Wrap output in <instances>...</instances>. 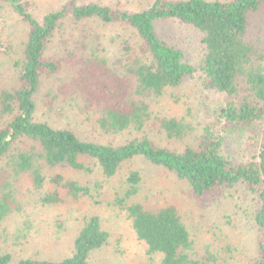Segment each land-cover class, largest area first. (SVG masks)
Instances as JSON below:
<instances>
[{"label":"trees","instance_id":"obj_1","mask_svg":"<svg viewBox=\"0 0 264 264\" xmlns=\"http://www.w3.org/2000/svg\"><path fill=\"white\" fill-rule=\"evenodd\" d=\"M3 1L26 26V40L18 87L0 92V117L6 118L0 127V161L7 158L13 176L27 175L34 188L42 191L38 203L43 207L61 203L64 200L61 193L73 200L92 198L88 187L60 174L45 182V168L88 172L82 158L93 160L102 176L109 179L122 164L141 157L187 182L197 197L244 184L252 192H258L260 201L253 220L261 239L252 264H264V127L257 133V126L264 119V49L246 39L248 18L261 9L264 11V0H152L147 9L137 13L66 0L40 20L28 12L25 0ZM91 20L105 26H128L138 37L135 54L130 55L134 49L124 43L128 61L120 72L110 67L106 59L74 53L55 57L47 53L55 35L61 33L66 43L71 38L65 25L71 27ZM167 21L191 26L200 33L202 53L197 68L185 59L182 50L168 45L157 35L156 26ZM83 42H75L77 49L86 48ZM62 63L76 67L70 89L81 99L84 109L97 116V127L106 136L142 133L151 120L152 100L199 71L206 90L229 98L217 112L224 133L242 134L247 143L256 147V153L245 163L234 164L223 154L226 137L215 133L211 125L204 126L197 135L189 122L173 117L157 118L158 131L168 140L183 141L193 134L196 140L194 145L185 144L178 152L158 147L146 136L118 146L82 141L71 130L37 122L34 99L41 78L57 73ZM140 182V173L131 171L125 189L115 194L114 204L126 212L148 255L159 254L162 264H200L191 259L190 234L176 207L166 205L148 210L130 203L139 191ZM47 183L49 188L45 191ZM12 203V192L4 188L0 196V222L11 211ZM108 238L99 219L90 216L85 218L72 252L65 259L58 262L21 259L13 263L11 256L4 254L0 256V264H89L90 255L106 245Z\"/></svg>","mask_w":264,"mask_h":264},{"label":"rangeland","instance_id":"obj_2","mask_svg":"<svg viewBox=\"0 0 264 264\" xmlns=\"http://www.w3.org/2000/svg\"><path fill=\"white\" fill-rule=\"evenodd\" d=\"M25 2L28 12L40 20L45 14L56 11L66 0ZM79 3H98L127 13H137L147 9L152 0H79ZM69 26L65 25L64 28L68 29L66 34H70L71 38L66 43L62 41L61 33L55 35L47 46L49 55L63 57L66 53H74L82 57H98L108 60V65L120 72L119 69H123L128 61L123 51L124 43L133 47L130 55L137 52L138 37L128 26H105L95 20ZM156 33L168 45L182 50L185 59L197 68L202 53L198 31L176 21H167L156 26ZM246 39L264 49L263 9L249 16ZM25 40L26 26L7 2L0 0V92L18 87ZM78 41H84L86 48L77 49ZM76 70L75 66L62 63L57 73L41 78L34 99L35 121L55 129L71 130L82 141L118 146L146 136L156 146L177 152L185 144L194 145V134H200L204 126L211 125L215 133L226 137L223 154L234 164H243L256 153V147L247 143L242 134L224 133L222 124L217 120V112L229 98L223 93L206 90L199 71L178 87L166 90L162 97L152 100L151 120L142 133L125 132L106 136L97 127V116L87 112L81 99L70 89ZM170 117L185 119L194 127V134L183 141L168 140L158 131L156 119ZM5 121L6 118L0 117V127ZM259 124L258 134L264 127V119ZM18 146L14 145L13 148ZM81 162L89 169L88 172L45 168V182L60 174L82 187H88L92 198L73 200L61 193L64 199L61 203L43 207L38 203L42 191L34 188L27 175L13 176L7 158L0 161V196L4 188L13 194L12 209L0 222V256L10 255L13 263L21 259L63 260L70 256L85 218L95 216L109 238L106 245L90 255L89 264H162L159 254L148 255L146 245L137 239L132 230L126 212L114 204L115 194L126 187L128 174L138 171L141 175L139 191L130 203H138L148 210H157L166 205L176 207L190 234L192 260L200 264H252L257 258L261 233L253 217L260 207V201L258 192H252L246 185L220 188L197 197L187 182L141 157L122 164L109 179L102 176L93 160L82 158ZM96 183L101 187H97ZM48 188L47 183L44 190Z\"/></svg>","mask_w":264,"mask_h":264}]
</instances>
